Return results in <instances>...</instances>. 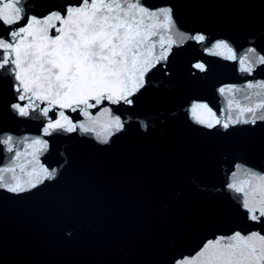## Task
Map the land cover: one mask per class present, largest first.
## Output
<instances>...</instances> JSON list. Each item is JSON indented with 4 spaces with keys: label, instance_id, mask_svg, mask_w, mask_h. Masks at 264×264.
Listing matches in <instances>:
<instances>
[{
    "label": "snow or ice",
    "instance_id": "1",
    "mask_svg": "<svg viewBox=\"0 0 264 264\" xmlns=\"http://www.w3.org/2000/svg\"><path fill=\"white\" fill-rule=\"evenodd\" d=\"M258 77L264 0H0V264H264Z\"/></svg>",
    "mask_w": 264,
    "mask_h": 264
},
{
    "label": "water",
    "instance_id": "2",
    "mask_svg": "<svg viewBox=\"0 0 264 264\" xmlns=\"http://www.w3.org/2000/svg\"><path fill=\"white\" fill-rule=\"evenodd\" d=\"M223 77L231 81L239 80L238 76L230 69L223 70ZM6 159V154L0 151V166H3ZM205 179V175L200 170L195 168L188 169L165 189L163 195L170 200H182L191 197L195 192L196 183ZM45 223L58 237H65L70 232L73 233V237L83 236L94 227L91 216L76 211L58 213L47 218Z\"/></svg>",
    "mask_w": 264,
    "mask_h": 264
}]
</instances>
